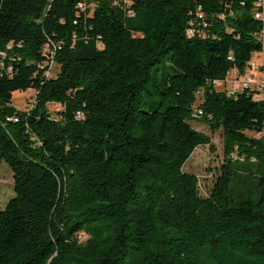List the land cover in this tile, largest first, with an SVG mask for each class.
I'll return each instance as SVG.
<instances>
[{
  "label": "trees",
  "instance_id": "1",
  "mask_svg": "<svg viewBox=\"0 0 264 264\" xmlns=\"http://www.w3.org/2000/svg\"><path fill=\"white\" fill-rule=\"evenodd\" d=\"M253 9L0 0V162L14 190L0 264H264V81L234 95L214 84L262 49ZM28 89L33 103L16 108ZM193 120L223 133L205 196L183 170L213 149Z\"/></svg>",
  "mask_w": 264,
  "mask_h": 264
},
{
  "label": "rangeland",
  "instance_id": "2",
  "mask_svg": "<svg viewBox=\"0 0 264 264\" xmlns=\"http://www.w3.org/2000/svg\"><path fill=\"white\" fill-rule=\"evenodd\" d=\"M260 55L252 56V60L256 62H261ZM56 71V66L52 64L51 67ZM256 71L262 72L263 66H256ZM248 71V70H247ZM35 91L33 89H28L26 91H15L12 94V104L18 109H29L33 103ZM49 110L52 114L56 112L60 106L58 104H49ZM190 124L196 130L202 131L210 136L213 149L209 148L208 145H200L196 147L188 160L183 165V170L187 172H192L197 175L199 179V193L203 196L207 195L210 187L212 186L214 179V172L216 167H218L223 160V133L221 129L214 132L210 128L197 120L190 121ZM247 134L252 135V132H247ZM14 195L13 190V175L9 167L4 161L0 162V210L4 208L5 203L10 197ZM87 237L84 233H79L77 235L78 241H83Z\"/></svg>",
  "mask_w": 264,
  "mask_h": 264
},
{
  "label": "built area",
  "instance_id": "3",
  "mask_svg": "<svg viewBox=\"0 0 264 264\" xmlns=\"http://www.w3.org/2000/svg\"><path fill=\"white\" fill-rule=\"evenodd\" d=\"M253 16L254 18L260 20L262 22V28L258 34V37L261 41L262 49L258 52L261 56V62L253 61L252 58L249 61V69H253L256 66H263L264 68V0H254V9H253ZM187 33L189 35L192 34V30L188 29ZM262 79L260 82H258L257 86L254 87V79L253 76L249 73L245 74H238L236 71H230L226 78L221 81H215L214 84L217 87H221L226 95H234L238 91H242L243 89H261L262 83L264 81V69L261 72ZM259 96L255 94L254 99L258 100ZM198 114H201V110H198ZM258 135V134H257ZM232 160H236L238 158V155L235 153H231ZM244 157H240V160H243ZM252 161H254V158H251Z\"/></svg>",
  "mask_w": 264,
  "mask_h": 264
},
{
  "label": "crops",
  "instance_id": "4",
  "mask_svg": "<svg viewBox=\"0 0 264 264\" xmlns=\"http://www.w3.org/2000/svg\"><path fill=\"white\" fill-rule=\"evenodd\" d=\"M254 55L257 56V55H260V54L257 52V53H253L252 56H254ZM246 73H249L250 75L253 76V79H254L253 86L256 87L258 82L261 81L263 74L261 72H259V71H256L255 69H248V71H246Z\"/></svg>",
  "mask_w": 264,
  "mask_h": 264
}]
</instances>
